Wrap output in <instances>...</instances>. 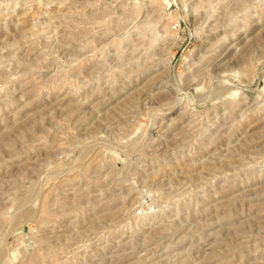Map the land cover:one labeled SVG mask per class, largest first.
I'll return each instance as SVG.
<instances>
[{"label": "rangeland", "instance_id": "1", "mask_svg": "<svg viewBox=\"0 0 264 264\" xmlns=\"http://www.w3.org/2000/svg\"><path fill=\"white\" fill-rule=\"evenodd\" d=\"M0 264H264V0H0Z\"/></svg>", "mask_w": 264, "mask_h": 264}]
</instances>
